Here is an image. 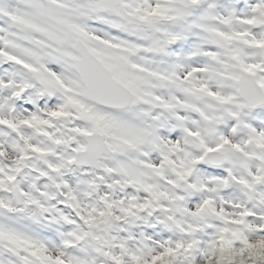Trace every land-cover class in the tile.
I'll list each match as a JSON object with an SVG mask.
<instances>
[{
	"label": "snow or ice",
	"instance_id": "obj_1",
	"mask_svg": "<svg viewBox=\"0 0 264 264\" xmlns=\"http://www.w3.org/2000/svg\"><path fill=\"white\" fill-rule=\"evenodd\" d=\"M0 264H264V0H0Z\"/></svg>",
	"mask_w": 264,
	"mask_h": 264
}]
</instances>
